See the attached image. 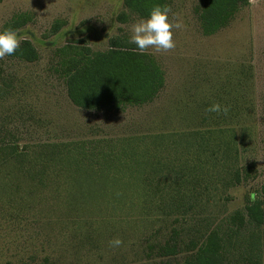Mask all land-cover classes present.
Listing matches in <instances>:
<instances>
[{
  "label": "rangeland",
  "instance_id": "1",
  "mask_svg": "<svg viewBox=\"0 0 264 264\" xmlns=\"http://www.w3.org/2000/svg\"><path fill=\"white\" fill-rule=\"evenodd\" d=\"M168 1L169 19L185 28L173 30V49L145 50L163 70L164 87L141 106L89 111L69 101L57 50L106 52L112 37L128 42L140 17L124 0H0V30L22 25L15 30L20 44L29 41L37 53L30 63L0 58V264H139L158 260L164 245L178 250L180 243L185 251L191 239L215 230L224 260L236 264L255 253L251 234L264 242V226L238 227L239 218L248 221L246 207L261 198L264 183V0H248L212 35L203 34L198 18L204 0ZM122 12L125 23L117 20ZM213 102L230 106L227 115L206 112ZM218 126L239 138L238 157L230 162L239 183L218 181L209 194L186 200V213L158 199L152 205L166 212L154 208L148 218L138 212L140 190L122 191L118 202L109 185L89 186L76 198L86 190L72 186L59 159L66 154L103 170L106 159L118 157L133 170L131 153L147 149L149 160L165 162L173 159L170 135ZM157 135L164 137L153 139ZM11 147L23 157L9 158ZM110 169L108 175H118L121 167ZM212 174L213 180L225 175ZM113 238L122 241L119 247L108 245Z\"/></svg>",
  "mask_w": 264,
  "mask_h": 264
},
{
  "label": "trees",
  "instance_id": "2",
  "mask_svg": "<svg viewBox=\"0 0 264 264\" xmlns=\"http://www.w3.org/2000/svg\"><path fill=\"white\" fill-rule=\"evenodd\" d=\"M168 2V0H124V7L142 18L147 16L154 5H168ZM247 2L248 0H204L203 9H200L198 16L203 34L212 35L224 27L233 14ZM117 20L125 23L126 13H120ZM20 26L22 25L15 26L13 30ZM58 29V26H54V31ZM108 44L106 52L93 53L87 47H82L77 52H73L70 47L57 50L64 56L57 72L64 78L69 101L75 107L89 111L123 110L128 106H141L152 102L165 82L164 72L156 60L145 51L143 53L133 51L135 45H130L119 37L110 38ZM66 51L69 55L72 53L73 55L66 56ZM12 57L30 63L37 59V53L29 41H22ZM170 136H174L175 140L172 142L173 147L169 144V154L173 159L164 162L156 157L155 161L149 160L148 157L152 153L144 149L142 154L131 153L132 162L128 164L134 167L133 170L119 163L118 157L106 159L110 163L106 164L103 170L102 168L94 170L80 161L81 159L72 160L66 154L59 158L61 161L59 162L64 164V170L75 188L86 190L89 186L94 188L101 184L107 188L109 185L115 189L110 195L115 193L114 199L117 200L116 195L118 202L125 195L121 193L122 191L128 192L130 189L128 193L132 194L131 190H140L136 195L140 203L138 212L148 218L153 215L154 208H158L161 214L167 210L159 203L157 206L152 205L155 200L166 199L169 202L168 207L177 212L184 208L186 213L191 207H186L185 201L195 200L205 191L209 194L210 187L218 181L223 187H230L232 182L239 183V170L230 166V162L232 160L236 162L239 154V138L234 129L218 126L183 134L173 133ZM161 137L164 136L157 135L153 139L157 140ZM7 155L16 159L23 157L14 147L7 151ZM111 165L116 169L121 167L119 171L117 169L118 175H108ZM128 170H132L130 174H127ZM86 172L92 175L78 176ZM221 172L225 173L223 177L211 179L212 173L220 175ZM190 186L191 189L185 194L182 188ZM87 190L79 192L75 197L83 199ZM260 191L261 198L246 207L248 221L239 218L238 227H243L244 223H251L256 227L264 226V183ZM163 192L166 193L165 196ZM250 237L252 242L249 249L255 253H249L245 261L236 264L264 263V255L260 254L263 251L260 252L259 248L261 244L260 247L264 249V242H259L254 233ZM188 244L186 250L181 252L180 243L178 250L175 245H164L160 247L161 254L158 260L139 264H155V261H159L157 264H232L224 260V254L222 256L224 245L216 230L204 235L201 240L191 239Z\"/></svg>",
  "mask_w": 264,
  "mask_h": 264
},
{
  "label": "clouds",
  "instance_id": "3",
  "mask_svg": "<svg viewBox=\"0 0 264 264\" xmlns=\"http://www.w3.org/2000/svg\"><path fill=\"white\" fill-rule=\"evenodd\" d=\"M171 9L168 5L156 4L148 12L146 17L134 21L130 26L128 43L135 45L133 51L143 53L147 49L155 52L168 51L175 47L173 30H183L185 25L179 19H169ZM173 17L175 14L173 13ZM20 38L15 30L4 28L0 30V58L12 56L19 48ZM230 106L213 102L205 111L209 113L225 114L229 112ZM122 241L113 238L108 245L117 248Z\"/></svg>",
  "mask_w": 264,
  "mask_h": 264
}]
</instances>
